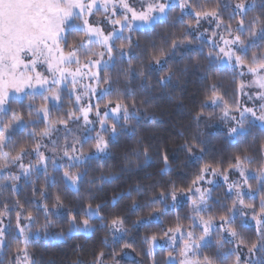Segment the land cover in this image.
<instances>
[{"label":"trees","instance_id":"16d2710c","mask_svg":"<svg viewBox=\"0 0 264 264\" xmlns=\"http://www.w3.org/2000/svg\"><path fill=\"white\" fill-rule=\"evenodd\" d=\"M239 3L189 0L188 12L173 6L151 28L118 36L112 58L100 69L90 111L96 125L92 132L81 126V105L67 91L58 103L48 104L43 93L9 103L3 122L11 130L0 131V166L5 161L15 171L20 161L28 166L17 180L0 181V216L8 224L0 264H20L25 254L31 264H179V252L154 242L166 239L177 224L200 237L196 214L205 219L235 214L239 199L222 183L210 188L198 210L189 199L179 200L183 193L178 190H195L203 178L192 182L203 176L205 164L222 174L238 167L258 174L264 169V127L248 120L231 137L217 127L210 99L219 93L221 106L237 111L242 73L223 63L213 45L194 30L202 17L214 16L226 34L243 40L242 59L264 62V0H246L243 11ZM208 8L216 14L196 16ZM85 37L84 31L71 28L66 49L81 47ZM117 101L122 106L114 113ZM60 119L67 123H52ZM101 136L107 142L103 151L94 147ZM248 182L252 189L242 198L255 204L251 210L261 216L264 179L254 176ZM116 217L123 222L122 239L113 237L111 221ZM231 220L239 246L249 250L256 244L250 264H264V222L247 223L241 215ZM198 258L204 264H240L242 256L229 237L215 234L206 239Z\"/></svg>","mask_w":264,"mask_h":264},{"label":"rangeland","instance_id":"374dc122","mask_svg":"<svg viewBox=\"0 0 264 264\" xmlns=\"http://www.w3.org/2000/svg\"><path fill=\"white\" fill-rule=\"evenodd\" d=\"M188 2L189 0H95L93 4L90 3V0H0V92H3L5 88L8 92L6 102L0 105V131L7 133L11 130V127L6 129L3 121L5 119L4 113L9 109V103L12 100H23L28 96L33 97L43 93L48 99V104H52L58 103L62 94L67 91L68 94L75 96L76 100L79 97L77 102L80 103L81 109L88 108L89 105L92 107L98 92L97 77L94 75L95 68L92 67L93 61L100 59L101 54H103V59L99 64L100 71L101 67L112 58L108 53V46H111L113 53V42L118 36H124L132 29L151 28L173 6H178L184 12H188ZM125 3L137 15L146 14L148 19L145 21L134 18L128 7L124 6ZM182 3L183 7L181 6ZM161 4L165 5L163 11L160 10ZM150 7L153 9L151 12H149ZM69 8L71 15L65 16L64 12ZM85 19L97 29L95 33L88 32L84 24ZM221 26L214 16H207L199 20L194 30L199 32L200 38L213 45L223 63L237 67L242 73L244 80L240 90L242 100L237 111L233 112L229 108L222 107L218 99L212 102L215 109L214 116L217 117V127L227 131L231 137H235L236 133L243 131L244 124L248 120L264 127V120L259 119V117L264 116V70L253 74L247 68L238 66L235 56L230 59L220 52V48H224L226 51H234L240 57L242 55L240 43L235 42L236 36L226 34ZM71 28L84 31L86 37L81 43V47H73L71 50H67L65 47L66 32ZM99 30H102L104 35L111 33L107 43ZM225 41L231 43H225ZM73 51L76 56L67 57L63 55V53ZM64 69H70V71H64ZM37 72H39V76ZM38 78L45 79L47 83L44 85L35 84ZM25 80H28L29 83L24 85L22 91L17 92L15 88L11 87L12 84H20ZM93 88H95L94 95ZM53 92L59 96V100L53 98ZM245 108L252 109L255 115L245 111ZM42 113H44L43 110ZM94 119L91 112L88 113L87 121L83 115L81 126L86 128L85 132L95 130ZM233 128L235 131L230 132V129ZM11 165L5 161L0 166L1 183H8L12 179L17 180L21 175L20 173L26 170L24 165L28 166V164L20 161L18 171H15L12 170ZM225 175H227V181L224 179ZM254 176H261L264 179V169L260 174L251 173L243 167H238L232 173L226 174L219 171L213 173L211 169H208L204 172L203 179L196 188H200L202 191L207 190L205 192L207 199L210 188L216 184L222 183L227 187L231 184L230 191L238 199V193L240 197L249 196L250 190L245 184V179L249 181V178ZM196 188L190 193L191 196H199ZM178 198L179 200L189 199V195L181 194ZM206 199L196 204L195 209L203 208ZM254 214L253 210L244 207L238 200L236 212L229 217L228 225L231 226V218L239 215L247 223L253 222L257 225V222L252 219ZM258 218L261 221L258 226H261L264 222V214ZM194 223L202 232L203 224L199 214H196ZM7 225L4 217L0 216V230H2L0 257ZM228 225H224L222 221H212L209 225L210 233L202 240L194 234L192 229H183L181 232L169 234L166 239L154 242V244L155 246L173 248L175 253L179 252L175 255L179 264H201L198 255L202 245L210 236L220 234L226 238L229 237L238 247L240 256H242L240 264H250L253 251L238 245L235 236L229 234ZM111 227L113 237L122 239L125 234L122 225H112ZM189 232H192L191 237L188 236ZM28 239L29 236L24 237V240ZM185 241H187V246ZM193 241L198 243H193ZM182 252L186 254L182 255ZM21 258L20 264H31L26 254Z\"/></svg>","mask_w":264,"mask_h":264},{"label":"snow or ice","instance_id":"6c2138e0","mask_svg":"<svg viewBox=\"0 0 264 264\" xmlns=\"http://www.w3.org/2000/svg\"><path fill=\"white\" fill-rule=\"evenodd\" d=\"M245 2H246V0H240V3L238 4V7H240L241 11H243V7H244V3ZM90 3H93L94 4L95 3V0H90ZM77 6H79V3H77ZM124 6L125 7H128V10L133 13V17L134 18H136V19H143L145 21L148 19V16L146 14L141 13V14L137 15L135 13V11L133 9H131L126 3H125ZM181 6L183 7V3L181 4ZM164 7H165V5L164 4H161L160 5V10L163 11ZM151 11H153V9L150 7L149 8V12H151ZM215 14H216V9L215 8H208L204 12H196V16L197 17L203 16V15H215ZM64 15L65 16H70L71 15V9L69 8L67 11H65L64 12ZM116 23H119V21H116ZM239 23H240L241 26H243V24H244L243 19H241L239 21ZM84 24L86 25L89 33H95L97 31V29H95L94 27H92L89 24V21L87 19L84 20ZM61 30H63V29H61ZM99 31H100V34L103 36L104 41L107 43L108 40L110 39L111 33H109L108 35H104V33H103L102 30H99ZM235 42H239L241 45H243V43H244L243 40L241 39V37L239 35H237L235 37ZM225 43H231V42L225 41ZM220 52L223 53L225 56H228L230 59H231L232 56H235L236 57V60H237V63H238V66H240L241 68H247L253 74H257L261 70H264V62H260V63H256V64H249L247 62V60L242 59L234 51H226L224 48H220ZM108 53H109V55H111V53H112V48H111L110 45L108 46ZM63 55L64 56H67V57H73V56H76V53L73 51V52L63 53ZM77 59H78V57H77ZM102 59H103V54H101L100 59H98L96 61H93V63H92V67L95 68L94 75L97 77V82L99 81V76H100L99 64H100V62H101ZM64 71H70V69H64ZM37 75L39 76V72H37ZM106 82L107 81H105V83ZM28 83H29V81L28 80H25V81H23L20 84H12L11 87L15 88V90L17 92H20V91L23 90L24 85L25 84H28ZM46 83H47V81L45 79H42V78H38L35 81V84H40V85H44ZM241 87H243V84H241ZM94 93H95V88H93V95H94ZM7 95H8L7 88H5V90L3 92H0V105H3L6 102ZM52 95H53V98L59 100V96L55 92H53ZM78 99H79V97H77V100ZM210 99L213 100V101H215L216 99H222V97H220L219 93H213V96L210 97ZM121 106H122V102L121 101H117L116 102V107H114L112 109V111L114 113L115 112H118ZM123 106H124V108L126 110V105H123ZM41 110L44 111V113H45V119L47 120V117H48L47 105L46 104L41 105ZM91 110H92L91 109V105H89L88 108H82L81 109V113L84 115V118H85L86 121L88 120V113ZM245 111L252 112V114L255 115V112L252 111V109L245 108ZM97 115H99V112H97ZM105 115H106V113H105ZM21 118L22 117H20V116H16L15 117L16 120H19ZM259 119L264 120V116L259 117ZM52 123L53 124L59 123V124L64 125V124L67 123V121H65L64 119H60L58 121H53ZM101 123H103V120L101 121ZM234 131H235L234 128L233 129H230V132H234ZM3 140H4V134L3 133H0V146H2ZM33 147L34 148H38L39 145H34ZM94 147L97 150L103 151V149L107 147V142L105 141L104 137L101 136L100 139L94 145ZM23 150H24V148L21 147L20 151H23ZM189 151H191V149ZM72 152L74 153L75 152V149H73ZM81 154H83V149H81ZM65 155H68L69 158H71V155H70L69 152L66 151L65 152ZM15 158H17V159L20 158V153L19 152H17V155H16ZM165 159H167V158H165ZM40 160H41V162H44L45 161V157H44V155L42 153L40 154ZM237 161L239 162V157H237ZM238 166H239V163H237L236 165H229V168L238 167ZM21 167H23V165H21ZM209 168H211V170H212L213 173H215V172L218 171V169L216 167H213L210 164H205L201 168V173L207 171ZM65 175H67V173H65ZM241 175H243V172H241ZM202 178H203L202 175L201 176H197L195 178V180H193V182H192L193 185L196 184V182L199 181ZM71 179H73V181L75 182V179L76 178L71 177ZM224 179H225V181H227V175L224 176ZM245 184H247L249 190L252 189V184H250L247 181V179H245ZM228 188L231 189L232 188V185L229 184L228 185ZM178 191H180L183 194H189L190 203L193 204V205H196L199 202H202V201H204L206 199L205 192L207 190L202 191L200 188H196V192L199 194L198 197H195V196H191L190 195V193L192 191L191 188L179 189ZM171 196H172V199L175 200L176 199V191H173L171 193ZM238 199H239V203L241 205H243L244 207L249 208V209H255V204H253V203H245V201L243 200V198L239 196V193H238ZM262 199H264V197H262ZM57 200H59V197H57ZM89 207H91V205H89ZM233 207H235V202L233 203ZM229 211H231V209ZM259 212L260 213H264V207H261L260 210H259ZM0 215H3V214L0 213ZM72 219L74 220L75 217H72ZM252 219L257 222V225H259L261 223V221L258 218V214H254L252 216ZM200 220H201V222L203 224V231L201 232L199 239L202 240L206 235H208L210 233L209 225H210V223L213 220H219V221H222L224 225H228L229 216L226 215V214H221V215L216 216V217L209 216L207 219H205L203 216H200ZM83 223L85 225H87L88 224V220H86V219L83 220ZM111 223H112V225L115 226V225H122L123 222H122V220L119 217H116V218H114L111 221ZM17 227L20 229L21 234H23L24 229H23V227L20 226L19 219L17 220ZM181 228H182V226L180 224H177L174 228H170L169 231L170 232H181ZM257 230L259 231V228ZM228 232L232 236H236L237 235L236 230L233 227H231L230 225H228ZM0 236H2V230H0ZM188 236L191 237L192 236V232H189L188 233ZM153 239H155V237H153ZM0 243H2V241H0ZM185 243H186V246H187V241H185ZM193 243H198V242L197 241H193ZM240 243L241 244H244V241L241 240ZM26 244H27V241L25 240V245ZM124 246L125 247H131V245H127V244H125ZM255 247H256V244L253 243L249 247V251H252ZM150 254H151V250H150ZM181 254L184 255L186 253L185 252H182ZM100 255L102 256L103 253L101 252ZM207 260H208V258H207V256H205L204 257V261H207ZM201 264H203V262H201Z\"/></svg>","mask_w":264,"mask_h":264},{"label":"clouds","instance_id":"9594fccd","mask_svg":"<svg viewBox=\"0 0 264 264\" xmlns=\"http://www.w3.org/2000/svg\"><path fill=\"white\" fill-rule=\"evenodd\" d=\"M73 178H75V176H73Z\"/></svg>","mask_w":264,"mask_h":264}]
</instances>
